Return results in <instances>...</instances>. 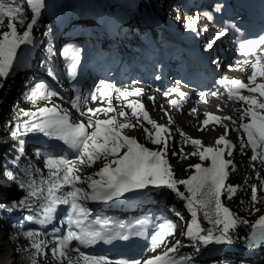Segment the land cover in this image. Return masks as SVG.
Segmentation results:
<instances>
[{
  "label": "snow or ice",
  "instance_id": "6c2138e0",
  "mask_svg": "<svg viewBox=\"0 0 264 264\" xmlns=\"http://www.w3.org/2000/svg\"><path fill=\"white\" fill-rule=\"evenodd\" d=\"M33 13L31 22L27 23V28L20 34L17 30V24H25L24 10L15 6L13 0H0V25L5 18L9 20L7 28L9 31L0 32V78H7L14 69V62L17 59V49L21 45H32L34 43L32 33L34 26L38 22L41 10L45 8L46 0H26ZM223 5L216 4L214 11H220ZM202 15L208 21H214L212 11H204ZM177 19H180L179 13ZM184 28L186 31L194 33L197 37L207 33L208 24L198 28L200 24L199 16H185ZM236 31L239 29L235 24L231 26ZM225 24L217 30L205 44V50L213 49L216 42L223 37L228 31ZM264 35L258 39H244L238 43V52L245 57L242 62L237 61V65L251 67V75L247 77V83L239 78L222 77L216 81V84L224 89L228 100L243 102L246 107H241L235 111L240 113L241 122L235 127L236 120L232 117H218L212 113H205L206 119L202 122L201 130H204L213 123H221L223 120H230L233 127L231 131L240 132L241 130L246 139H239V151L244 154L246 148H250L253 170L256 171V162L264 166ZM259 49V51H257ZM64 57L69 58L72 67L80 63L79 50L69 46L62 53ZM217 67L220 66L219 58L212 61ZM233 70V65L228 66ZM245 70V68H239ZM48 75L54 77L53 69L48 70ZM260 78V82H258ZM0 87H3L0 81ZM118 92L117 99L123 97L125 100L131 96H140L143 90L135 88L133 92L127 90L121 91L115 85L104 80L99 81L88 95H76L71 99V107L76 110L80 116H87V121L81 120L73 122L72 115L69 111L62 109L59 105L38 107L34 111L19 109L16 114L14 129L10 130L13 139L20 135L29 133H40L47 138H54L62 141L68 150L76 153V158H69L67 153H49L45 157V168L47 175L40 173L39 185L32 177L31 173H24L28 176L27 181L20 179V174H13L5 169L4 176L11 179L17 184L19 190H26V195L18 202L12 201L7 211L11 213L18 208L25 210L31 208L33 213L23 217L25 221L35 220L38 225H49L56 219L59 209L63 206L66 211L59 223L71 225L61 233L59 227H54L51 233H46L39 229L26 230L23 234L31 243L30 249L23 251H32L37 256L46 257L45 249H49L57 264H64L67 259L68 264H72V259L68 257V252L74 250L82 259V264H141L140 254L130 256L121 253L119 259H110L107 254L85 253L81 250L89 249L104 244L112 246L117 241H128L131 236H149V233L143 228L137 231L135 229L125 231L124 226L120 225L118 229H113L108 224H101L97 219L94 223L99 227H92V221L89 217L92 209L87 206L86 202H107L114 198L125 197L127 193H133L139 190L149 188L159 189L167 188L174 191L178 196L187 201V206L192 209L191 221L187 224L186 232L183 235L190 239L192 248L196 255L199 254L200 247L207 245H231L239 239L235 236V231L240 225H249V221L240 218L234 214L222 202V195L227 194V198L232 199L239 186L226 185L229 176V168L235 170L236 165L230 158L236 145L229 140V128L227 124L222 126L225 129L224 134L215 139L214 146H200V139H191L190 143L196 147L192 153L185 155L183 148L179 151L170 147L173 139L170 128L152 120L149 113L140 101L130 102L127 107L131 109L132 116H135L137 122L140 121V114L143 120L151 125L152 130L144 128L145 139L156 149H150L144 144L138 143L137 139L124 134L123 130L133 127L128 122H120L118 117L128 119L124 110H120L118 115H110L115 109L111 104V90ZM171 93H177L179 98L170 100L173 107H179L187 99V94L182 92L179 87L166 90L164 95L169 96ZM247 93V94H245ZM204 97L205 93H198ZM210 95H221L219 91H213ZM59 96L46 82L35 83L34 88L25 95V99L35 103L37 99L48 100L51 97ZM89 97L92 101L98 98L101 103L107 99V107L87 108V111H81L82 105L86 104ZM149 99H153L150 97ZM219 109V106H218ZM195 114L196 109L191 110ZM104 114L108 118L100 119L98 114ZM167 115V113H165ZM25 117L26 119H22ZM11 123V121H10ZM171 123V118H169ZM214 130V129H213ZM185 140L184 143H188ZM17 143L21 146L18 151L23 156V145L25 141L19 139ZM123 150V151H122ZM178 158L187 159L189 156H198L201 162L210 161L205 167L202 163L190 165L194 168V173L186 179H176L174 170L169 164L168 153ZM36 155H41V150H36ZM229 158H225V157ZM103 158L105 161L103 167L93 176L79 175L80 165L91 166L97 160ZM39 172V170H37ZM256 177L260 181V190L264 191V179H261L260 172L256 171ZM86 185V187L80 186ZM183 185L185 192L179 190ZM251 201L253 206L258 202V187L256 184L251 185ZM3 207V206H0ZM39 209L42 215L38 218L35 210ZM249 211H260L257 208H251ZM198 212H202L203 219L213 225L212 228L205 230L200 223ZM179 217V213H176ZM250 239L246 242L249 249L264 245V214L250 225ZM176 231V224L171 220H164L150 230L149 245L144 251H154L162 244L167 247V237L173 236ZM206 233V234H205ZM51 235L52 240L39 239L42 236ZM12 238V237H10ZM73 242H76L73 248ZM54 245L52 247H49ZM185 245L181 240H175L171 247H167L162 255H156L153 258L144 261L143 264H194L195 257L192 255H175ZM22 249L17 248L19 253ZM172 254V255H170ZM35 264V261H33Z\"/></svg>",
  "mask_w": 264,
  "mask_h": 264
},
{
  "label": "rangeland",
  "instance_id": "374dc122",
  "mask_svg": "<svg viewBox=\"0 0 264 264\" xmlns=\"http://www.w3.org/2000/svg\"><path fill=\"white\" fill-rule=\"evenodd\" d=\"M21 1L22 0H13V3L15 6L22 7ZM71 1H72V4H75L77 6L82 5L84 2V7L86 4V7H87V9H89V12L91 14V19H93V20H94V14L91 11L97 12V10H100L101 7L105 6L103 3L97 7L89 5L90 3L95 2L97 0H71ZM199 1H202V0H199ZM131 2H132V0H130L128 2V5H130V6H125V7L128 9H129V7L133 8L131 6V5H133V4H131ZM209 2L207 0L204 1L205 4H207ZM172 3H173L172 0H139V8L137 10H135L134 12H136L137 17L143 19L144 17L140 16L142 14V10L145 9L146 7L147 8L152 7L151 11L156 12V13H154V17L152 19H150L153 22L155 20V15H159V16L161 15L160 12H163L165 14V17H168V14H170L173 17L176 14L175 10H170V9L174 8V6L178 7V8L182 7L179 4V2L174 3L173 4L174 6L172 5ZM180 3H182V0H180ZM144 6H146V7H144ZM186 7L188 9L183 7L182 8L183 11L179 12V16L180 15H189V16H199L200 15V13L196 9L193 10L191 4L188 3V5H186ZM139 9L141 11V14L138 11ZM130 10H132V9H130ZM118 16L122 19L124 18V16L122 14H118ZM31 17H32V13H27L26 15L24 14L25 24L23 26H20L19 24H17V30L20 34H22L23 31L26 30L27 23L31 22ZM176 17H177V15H176ZM69 21H70V19L68 20L67 23L71 22V21L70 22ZM94 21H96V20H94ZM8 22H9V20L7 18H5V20L3 21V24L0 25V32L9 31V29L7 28ZM131 22H133L135 24V27L131 29V27H130L131 23H128L127 25H125L126 28L131 29L129 32L130 40L123 42L124 47L121 48V52L125 49L129 50L130 52H132V54L135 57L138 58V61L140 62V57H143L142 53H147V50H148L147 48L149 47V45H148L149 40H148V36L144 37L143 34H142V36H139L138 34H135V31L145 28L146 25L143 24L142 22H140V24H138V22L134 18H131ZM180 22L184 27V23H185L184 18L180 19ZM90 24H92V23H90ZM67 25L69 26V24H67ZM70 25H72V23ZM123 25H124V23H123ZM69 30L70 31L67 33H62V32L56 33L55 42L52 45V47L50 48V50L54 52V57H56L58 55V52H56V49H58V47H60V49H63V47H64V49H65L66 47L71 46L74 49L78 50L79 48H77L76 44L77 43L83 44V41H82L83 39L81 38V36H82L81 32H83V31L80 32L78 30V27H77V29L71 28ZM142 31H144V30H142ZM150 32H151V30L147 31L146 34L148 35V34H150ZM166 32H168V31H166ZM92 35H94V34H92ZM157 36H160V35L158 34ZM32 37H33V33H32ZM76 38H80V40L76 39ZM132 38L136 39V42L134 43V45L136 47L139 45H142L141 49H139L138 51L132 50V44H133ZM33 40H34L33 44H35V43L37 44V40L34 38H33ZM208 40H209V38H208ZM208 40H206V41H208ZM33 44L32 45H21L20 48L17 49V59L14 62V69L10 72V75L7 78H0V81H2V83H3V87H0V108H2L1 100L3 99V96L5 95V90L7 89V87L12 83L21 82L22 81L21 77H23V75L29 76L36 71L35 62L38 59V52H37L38 46L35 48L33 46ZM64 45H66V47ZM84 46H85V43H84ZM90 46L93 47L90 50H93V51L99 50L98 48H96V45H94V41H91ZM42 47L46 48L45 45H43ZM226 51L228 52V54H232V52H233L230 50H226ZM121 52L118 54V57H121V55H123ZM135 52L140 53V54L136 55ZM108 53H111L110 50ZM81 56L85 57L83 55H81ZM46 58L48 59V57H46ZM229 59H231V58H228V56L226 55V57L224 58V61L222 63L221 69H222L223 75L224 74L230 75V73H228L226 70L230 64H232V65L235 64L233 62L231 63L229 61ZM232 59L236 60V57L234 54L232 55ZM240 65H238V68H241V67H239ZM71 66H72V64H71V61L69 60V58L64 57L63 55L60 56L58 63L55 64V63L51 62V65L48 64L46 70L42 74L43 77H40L38 79V82H42V81L46 82V84L50 86L51 90H54L57 93H59V96L51 98L48 102L40 103L36 108L44 107V106L51 107L52 105H59L63 99L65 101H71V99H74L77 94H79L81 96L88 95L89 92L91 90H93V88L96 85H98L99 81H101V80L109 82L115 86L123 85L125 83V80L124 81H117V80H115V79L113 80L111 78L112 77L111 72L113 69L112 68L109 72L106 73L107 78H103V79L100 78L97 81L93 82L92 84L85 83L81 86H78L77 88H75L73 90V88H71L69 85L70 81H69V78L67 76V69H70ZM49 69L54 70L55 76H57L56 78L53 79L52 76L48 75ZM118 69H120V68H117L116 70H118ZM235 69H236V67H235ZM234 73H233L234 75L240 76V75H238L239 73L237 71H234ZM245 74L247 76L251 75L250 70L247 69ZM122 75H123L122 70L120 69V77H123ZM242 76L244 78H246L245 75H242ZM171 77L172 76H170V79H171ZM141 79L142 78L140 77V74L137 73L136 77L134 75H132V78H128V81H129V83H132L133 81L138 83V82H140ZM212 82H215L214 78L212 79ZM212 82L206 84V86H209L210 84H212ZM175 84L178 85L177 82H175ZM136 88L142 89L143 92L145 91L144 90L145 88L142 84H138L136 86ZM152 89H153V92L154 91L155 92L160 91L162 93V95H164V93L166 91V90L158 88L157 86H152ZM113 90H111V93L113 92ZM120 90L121 91L127 90L129 92H133V90H130L128 87L123 88L122 86H120ZM199 91L201 92V89L198 90V93H199ZM185 92H189L187 90V88H186ZM202 92H204V91H202ZM171 94L169 96H167L168 101H166V103L162 104L163 105L162 108L165 110V113H167V115H166L167 117L160 116L159 110H158L159 112H155V113L152 112L153 114L150 112L149 108H151V107H152V109L156 108L155 104H153V102L151 103V99H149L150 97H152V95L150 93L143 96L144 102L141 101V97L133 99L132 96H129L128 97V103L135 102V101H141L142 104L145 103L146 104L145 109L149 113V116L152 120L156 121L159 124L164 123L169 128H170V126H172L171 133H172L173 139L171 141L170 147L173 148L174 150L179 151L181 148H183L184 152L188 151L189 152L188 154L192 153L193 151L196 150V147L190 143V140L193 138L200 139L202 141V145L200 146L201 150L203 149V147L214 146L211 141L213 140L214 136L217 133H220L222 131L225 132V129L222 125L227 124V123H213L216 125L212 126L211 125L212 123L210 121V123L207 127L208 128H210L211 126L212 127H211V132L209 133L210 138L207 139L208 141L200 135L198 136V135L193 134V132H191L188 128L182 127V123H180V125H177V124L176 125H170L171 123H169V118H171V122L175 118L180 121L182 118H185L186 116H191L190 115L192 113L191 110L193 109V107L188 106L187 108L184 109V111H182L176 107H173L172 105L169 106V103H167V102H169L171 100V98L173 97V95L171 96ZM148 95H150V96H148ZM178 98H179V96H178ZM193 98H198L200 101H202L203 99L206 98V96L200 97L197 94ZM99 100L100 99L98 98L96 101H92L91 98L89 97L87 103L84 104L85 106L82 105L81 111L86 112L87 108H89V107L99 108V107H107L108 106L107 103L105 105L100 104ZM186 103H188V101H186ZM111 104H112L113 108L115 109V112L109 113V116L110 115H118L120 110H124L128 119L125 121L124 118L118 117V120L120 122H128L131 125H133V127H131V128L124 129L123 130L124 134L128 135L129 131H132L133 134L138 138V143L144 144L146 147H148L150 149H156L157 148V146L152 145L150 141L145 139L144 128H148L149 130H152V128H151V125L147 124V122L143 120L142 113L140 114V117H141L140 121L137 122L136 117L132 116L131 109L127 107V104L120 102L118 104V108L112 102H111ZM207 107H210V106L207 105ZM217 107H218L217 103H214V102L211 103L210 108L214 109ZM232 107H233V105H231V108ZM241 107H244V105H241ZM36 108H32V109L28 108L27 110L28 111H34ZM66 108H67L66 110L69 111L71 113V115L73 114V112L76 113V115H75L76 118L75 119L72 118L73 122H79L81 120H84L85 122L87 121V116L82 117V116L77 114L75 109H73V108L71 109L70 107H66ZM208 109L206 107L200 109L202 111V114H200L199 121L203 122L206 119L205 118L206 116L204 114H205V112L206 113L208 112L207 111ZM217 114H219V117H230L231 116L230 109H228L226 111L218 110ZM174 115H175V117H174ZM231 117H233V116H231ZM98 118L106 119L108 117L101 113V117L98 116ZM0 120H2V119L0 118ZM247 122H248L247 120L244 121V123H247ZM240 123L241 122L236 121L235 127H238ZM6 125L7 124H1L0 125V170L2 168L7 167L8 163H9V158L6 154V147H7L6 145H7V142L8 143L11 142L12 137H11L10 133L7 131ZM227 125H228V128L230 130V126H229L230 123H228ZM219 129H221L222 131ZM241 137L246 139V136L242 130L240 132H235V131L230 130L227 138L229 140H231L236 145L239 142V139ZM33 139H36V138H33ZM185 140H188L189 142L184 143ZM188 144H190L191 146H188ZM34 147L36 148V150L37 149L41 150L40 158L37 157L38 155H36V154L33 155L32 151H33ZM62 152L67 153V154L68 153L74 154V152H71L68 150L67 146L64 145L62 141H57L54 138H47V137H39L35 141L30 140L27 143V147L23 151L24 155L31 162H33V164L38 165V166H40V164H41L40 160L43 159L45 161V157L49 153L60 154ZM193 157L194 158H192L190 160V162L185 164L184 167H181V166L176 165V162L174 161V159L171 155V151L168 153L167 158L169 160L170 166L174 170V175H175L176 179H178V180L179 179H186L189 176H191L194 173V168H190L189 167L190 165L202 163L203 166L207 167L210 164V161L206 164L201 162L199 160L198 156H193ZM225 158H228V157L226 156ZM100 160L105 162L103 160V158H101ZM91 166H94V168H98L99 164L93 163ZM80 186H82V185H80ZM83 186H85V185H83ZM154 190H156V189H152V188L149 189V191H154ZM25 195H26V193H24V191H22V190H19L17 187V184L14 181H12L11 179H6L3 176L2 172L0 171V206L4 207L3 203L5 200H13V201L18 202ZM128 195H130V196H128ZM128 195L125 197H121V198H114L112 201H107V202H90V201L86 202L87 206L92 209V213L89 217V220L92 221V224H90V226L99 227V225L94 223L97 219L100 221L101 224L106 223V224H108V226L110 228H113V229H118L120 227V225L124 226V230L129 228L131 225H137V226H143L144 225V231L148 232L149 236L147 238L148 243L145 246H143L138 253V254H140L141 264H143L144 261H147L149 258V255H151V254L159 253L160 255H162L165 251H167V247H171L172 244L175 243V240H178V239L181 240L182 244L186 242L185 238H184L185 236L183 235V233L186 232L187 224L191 221L190 215L188 214L187 211H186V214L184 216L180 215L178 218H175L176 231H175L173 236H169L166 238L167 239V247H165V245L162 244L159 248L155 249L154 251H144V249H146L149 245V237L151 234L150 230L154 227L155 224H158L160 222H163L164 220H169V219L163 218L162 216L156 217L161 211H163L165 209L163 208V206L155 208L153 200H149V199H151L150 196L145 198V199H142L146 195V193L141 194V195H133V196H131V194H128ZM258 198H259V200H258L255 208L259 209L260 211H249L248 212L249 216H247L246 219L250 223H255V221L259 218V216L264 214V191L259 192V190H258ZM126 200H128V201H126ZM186 203H187V201H186ZM118 205H119L120 209H116V207H118ZM3 207H0V213H4L7 211V210H4ZM230 210L234 214L239 216L235 210H232V209H230ZM65 211H66L65 207L62 206L59 209L58 213L55 214V215H59L58 216L59 221L64 216ZM176 213H178L177 209L174 213H172L173 216L176 217L177 216ZM198 213L202 214V212H198ZM172 214L171 215L167 214V215L172 216ZM10 215H12L11 221L13 224L16 221H18V219L20 217L22 218V217L26 216L23 213L22 208H18L16 210H13L10 213ZM13 216H14V218H13ZM117 220H118V222L113 223V221H117ZM53 221H55V219ZM59 221H58V224L62 225L61 223H59ZM33 225L37 226V227L41 226V225L36 224L35 221L33 222ZM66 227H73V226L67 225ZM75 244H76V242H73V248L75 247ZM17 246H19V245H17ZM52 246H54V245L50 244L49 247H52ZM81 250L84 251L86 254L90 252V250L84 249L82 246H81ZM15 251H16V248L14 247V245H12V243H10L9 241H6V239L2 236V234L0 232V264H14ZM45 252H48L49 255L47 256L48 259H46L45 261H42V264H53V260L51 258V255H52L51 251L49 249H45ZM92 253H94V252H92ZM97 254H107L110 259L113 256H116L117 259H119V257L122 258L118 254H116V253L113 254L112 252H109V253L103 252V253H97ZM112 254H113V256H112ZM170 255H172V254H170ZM176 256L178 257V255H176ZM68 257L72 259V264H82V259L79 258L78 253L76 251L70 250L68 252ZM230 257L231 256L229 255L228 258H230ZM65 261H68V260L66 259Z\"/></svg>",
  "mask_w": 264,
  "mask_h": 264
},
{
  "label": "trees",
  "instance_id": "16d2710c",
  "mask_svg": "<svg viewBox=\"0 0 264 264\" xmlns=\"http://www.w3.org/2000/svg\"><path fill=\"white\" fill-rule=\"evenodd\" d=\"M22 9L24 10V14L32 13L29 5L26 0L21 1ZM28 5V6H27ZM84 2L82 5L77 6L72 4L71 0H46L45 8L41 10V15L38 18L37 24L33 29V38L37 40V44H33L36 48L38 46V59L37 62L39 64V68L31 75L21 77V82H15L10 84L5 90V95L1 100L0 108V125L7 124V131L10 133V130L14 129L15 123H17L15 117L19 109H23L28 111L27 109L36 108L40 103L48 102V100H40L39 98L35 103L32 101L26 100L25 95L30 93L32 88H34L35 83H38V79L43 77V72L46 70L48 64L52 62V58H54V52L50 50L52 45L55 42L56 33L63 32L69 29H76L81 23L88 22L89 19L88 14H85ZM130 12V11H129ZM133 14L132 12H130ZM33 16V13H32ZM86 16V17H85ZM32 19V17H31ZM70 19V23H67ZM139 20L138 18H135ZM90 22V21H89ZM72 23V25H70ZM69 24V26L67 25ZM183 27V26H182ZM185 28L183 27V32H185ZM187 32H185L186 34ZM114 42V41H112ZM45 45L46 48L42 47ZM49 47V48H48ZM56 52H58L56 50ZM48 57V59L46 58ZM37 64V63H36ZM73 88V86H72ZM22 119H26L22 117ZM11 121V123H10ZM11 135V134H10ZM12 137V136H11ZM39 137H45L40 133H29L27 135H20L16 139L11 140L10 143L7 142L6 154L9 158V163L7 167L2 168L1 172L4 175L5 169L12 172L13 174H20V179L27 181L29 179L28 176L24 175V173H31L32 177L36 179L37 185H39L40 173H43L45 176L47 175V169L45 168V161L40 160V166L33 164L23 153L21 156L18 149L21 147L17 141L19 139H23L25 141L23 145V151L27 147V143L30 140H37ZM36 138V139H33ZM188 146H191L188 144ZM36 148L33 149V154H35ZM188 151L184 152L185 155H188ZM252 153L250 148L245 149V153L242 154L239 151V143L236 144V147L233 151V156L230 157L234 164L236 165L235 170L229 168V176L226 180V185L231 186H239L236 193L233 195L232 199L227 198V194L222 195V202L228 208L235 210L238 213L240 218L246 219L249 216V209L255 208L257 203L253 206L251 201V185L256 184L259 192L260 190V181L256 177V171L260 172L261 179H264V166L259 165L256 162V171L253 170L252 162H250V157ZM69 158L75 159L76 154L69 153ZM40 158V155L37 156ZM177 166L184 167L185 164L190 162L193 156H189L187 159L178 158L172 156ZM38 158V159H39ZM229 158V157H228ZM194 160V159H193ZM209 161H204L203 163H208ZM95 164H99L98 168H94V166L80 165V174L82 177L84 176H93L95 179H99L98 176H94L102 167L104 162L101 160H97ZM39 170V172H37ZM83 186V185H82ZM83 187H86L83 186ZM179 190L185 192L187 195L186 189L183 185L179 186ZM26 193V190H22ZM153 200L155 208L162 207L165 209L161 211L160 215H166L169 220L175 223V218L178 216H173L172 213L178 210V213L182 216L186 214V211L191 217V211L187 206L186 200L178 196L174 191L169 190L167 188H159L154 191H149L142 199L149 197ZM259 200V198H258ZM13 200H5L4 201V210H7L6 206H10ZM23 213L27 216L30 213H33V209L29 208L25 210L22 208ZM172 214V216L167 214ZM35 215L39 218L42 215V212L39 209L35 210ZM179 215V216H180ZM201 226L207 230L213 227L207 220L203 219V214H199ZM12 215L8 211L4 213H0V232L2 236L14 245V247L22 249L19 253L15 251L14 255V264H42V261L48 259L49 253H47L46 257L37 256L32 251H23V249H30L31 243L33 241L29 240L26 236H24V232L30 229H39L46 233H51L52 228L59 227L61 230L66 229L64 225L58 226V224L51 225H41L34 226L33 221H25L23 217L19 218L14 224L11 221ZM14 218V216H13ZM56 219L58 216L56 215ZM252 223L249 222V225H240L235 231V236H238L239 239L236 240L235 243L231 245H207L200 247L199 254L196 255L194 249L192 248L191 241L189 238H185V245L179 253L176 255H192L195 257L194 264H264V245L249 249L246 247V236L250 231ZM206 234V233H205ZM12 237V238H10ZM39 239H47L49 241L52 240L51 235L42 236ZM19 245V246H17ZM231 256L228 258V256ZM53 260V264H57L51 255ZM64 264H68V261H64Z\"/></svg>",
  "mask_w": 264,
  "mask_h": 264
},
{
  "label": "bare ground",
  "instance_id": "6f19581e",
  "mask_svg": "<svg viewBox=\"0 0 264 264\" xmlns=\"http://www.w3.org/2000/svg\"><path fill=\"white\" fill-rule=\"evenodd\" d=\"M124 1L125 0H97L95 2L90 3L89 5L96 6V7L99 6V5H101L102 3L105 5L104 7H101L100 10H97V12L91 11L94 14V20H96V21H94L93 19H91V14H90L89 9H87L86 4H85V7H84L85 11L84 12H85V14H88V17L87 18L89 19L90 22L88 21V22L81 23L78 26V30L80 32L83 31V32H81L82 35H92V34H94V35H92V39L89 40L87 43H85V47L88 50H90V49L93 48V47L90 46L91 41H94V45H96V48H98V49L101 50L102 48L110 47V46L115 45V44L118 45L119 42L121 40H123L124 36L126 34H129V32L127 31L125 35H123V34L121 36L114 35V36L111 37L105 31H103L104 33H102V35H101V32H99L96 29V28L100 27L101 22L103 21V19H105L107 17H112V14L110 13V9H109L110 4L111 3H121V4H124ZM129 1L130 0H126V3H128ZM186 1H187V3L191 4L192 8H196V9H198L201 6L202 7L203 6H206L208 4V3L205 4L203 0H202L203 2H200L199 0H186ZM207 1L209 2L210 0H207ZM217 1H219V0H215V2H217ZM131 4H133L134 10H137L139 8V0H132ZM179 4H180V2H179ZM125 6H127V5L124 4V7ZM151 8L148 7V8H145V9L142 10V14H143V17L145 19H149L150 20V19H152L154 17V13H156V12L151 11ZM126 9L128 11L132 12V10H130L131 9L130 7H129V9L128 8H126ZM119 11L120 10L115 11V15L117 14L118 19L121 20V22H124L125 21L124 18L122 19V18H120L118 16V12ZM138 11L141 14L140 9ZM163 21L165 23H167L168 22V17H165V20H163ZM90 23H92V24H90ZM179 26H180L181 29H183V27H182L183 25L181 24V22L179 23ZM162 29H163L164 32L168 31V33L171 34V37H173V32L172 31L166 30V28H164V27H162ZM177 29L178 28H175V31L178 33V30ZM159 35H161V33ZM102 37H104V39ZM206 40L207 39H204L203 40V43H206L207 42ZM112 41H114V42H112ZM123 42L124 41H122L117 46L118 48L116 46H114L113 48H111L110 49V52L111 53H106L105 55H103L102 59L104 61L103 60H100L101 63H102V65H104V66L109 65L110 68H113L112 71L115 70V69H117V68H120L122 70V74H123L122 76L123 77H120V75L117 74L116 72H115V74H111L112 75L111 78L113 80L114 79L117 80V81H124L125 80V83L123 85L116 86V88L119 89V90H120V86H122L123 88L128 87L130 90H134L138 84H142L144 86V88H145L144 89L145 91L143 92V94L140 95V96H136V95L133 94V95H131L132 98L134 99V98L141 97V101L144 102L143 96H145L146 94H149L150 93L152 95V98H154V100L151 99V103L153 102V104H155V106H156V108H154V109H152V107L151 108L148 107L149 110H150V112L151 113L152 112L155 113V112H159L160 111V116L167 117L165 115V110L162 108L163 107L162 104H164V103H166V101H168L167 100L168 99L167 96L162 95V93L160 91H156V92L154 91L153 92V89H152V86H153L152 85V81L147 78V73L150 71V68L148 66L149 65V62H147L148 64L145 63L146 65H141L140 64L141 61L139 62L138 61V58L135 57L132 54V52H130L127 49H125V50H123L121 52L123 54V55H121V57H118V53H119L120 49L124 47ZM90 51H93V50H90ZM213 51H214V55H216L218 53V47L214 46L213 47ZM230 51H232V50H230ZM139 54L140 53H136V55H139ZM209 55H212L211 54V51H210V54ZM150 56H151V54L149 53V56H147V57H150ZM80 58L81 59H85V57H82L81 55H80ZM159 62H162V61H159ZM235 64H237V62ZM235 64L233 65V70H229V68H227L226 71L228 73H230V75H234L233 74L234 71H237L239 73L238 75H240L238 77H241L247 83V77L248 76L245 74V72H246L247 69L250 70V72H251L250 65L249 66H244V65L241 64L239 67L245 68V70H239V68L235 69ZM209 70H210V67L206 68V73L207 74L209 73ZM143 71H144L145 74H144V77H142V79L140 80L141 83L140 82L137 83L135 81H133V82L131 81L132 83H129L128 78H132V75H134L136 77V74L138 72H143ZM111 73H113V72H111ZM175 74H176V71H173L172 76L174 78H175ZM242 75H245L246 78H244ZM102 77H106V74L105 75H102ZM219 78L220 77H218V79ZM176 82L178 83V86L179 87H181V88L183 87V83H182V80L181 79L176 80ZM258 82H260L259 78H258ZM208 83H210V82L206 80L205 81V84H208ZM171 88H173L172 85L169 88V90ZM183 89H184V87H183ZM198 90H199V87L196 88L195 94L192 95L190 101H188V103H186L184 101L182 103V105H181L182 106V108H181L182 111H184V109L187 108L188 106H191V107L195 108L196 109L195 114L191 113L190 114L191 116H186L185 118H182L180 121L175 118L171 122L170 125H176V124L177 125H180V123H182V127L188 128L191 132H193V134L198 135V136L200 135L203 138H205L206 140L209 139L210 138L209 137V133L211 132V127L212 126H215L216 124H213V122H211L212 123L211 124L212 126L210 128L207 127L204 130H201L202 122L199 121V118H200V114H202V111L200 110L201 108H205L206 107L207 109L209 108L207 110L208 112H210V111L216 112L214 109L210 108L211 107V103H213V102L214 103L220 102L221 104H227V103L232 104L233 107L230 108L231 116H233L232 118H234L236 121L241 122V120L239 119L240 113L237 112V111H235V110L241 108V105H244V107H246L247 106L246 104H243V102H237L235 100L229 101L228 100V97L226 96V94L224 92V89L222 87L218 86L216 84V82L215 83L213 82L209 86H206V90H204V89L202 90V91L205 92V96H206V98H205L206 101L205 102L200 101L198 98H193L194 96H196V94H198ZM213 91H219L221 93V95H218V96L210 95V93L213 92ZM117 96H118V92L116 93V91L113 90V92L111 93V102L117 108H118V104L120 102L121 103H124V104H127L128 103V98L126 100L123 97L117 99ZM148 96H150V95H148ZM174 96H178V94L177 93H173V97ZM99 102H100V104L105 105L107 103V99L105 100L104 103H101L100 100H99ZM167 103H169V102H167ZM207 105L210 106V107H207ZM98 116L101 117V114H98ZM215 116H218V115L215 114ZM222 122L227 123V124L230 123V125H229L230 126V130L233 127L232 122L230 120L229 121L226 120V121H222ZM171 128H172V126H170V130H171ZM219 130H221V129H219ZM221 134H224V132L222 131L220 133H217L214 136L213 140L211 141L213 143V145L215 144V139L218 138V136L221 135ZM128 135L136 138L137 141H138V138L133 134L132 131H129ZM136 192H138V191H136ZM133 195H136V194H131V196H133ZM125 196H127V195H125ZM128 196H130V195H128ZM126 201H128V200H126ZM145 237H147V236H145ZM116 249H114V250H116ZM118 251H125V250H118ZM115 253L118 254V255H120V252H115ZM156 255H160V254L159 253L151 254V255H149L148 260L151 259V258H153ZM111 259L115 260V259H117V257L116 256H113Z\"/></svg>",
  "mask_w": 264,
  "mask_h": 264
},
{
  "label": "water",
  "instance_id": "95a60500",
  "mask_svg": "<svg viewBox=\"0 0 264 264\" xmlns=\"http://www.w3.org/2000/svg\"><path fill=\"white\" fill-rule=\"evenodd\" d=\"M149 189H150V188H149ZM149 189H146V190H139L138 192L127 193V194H125V195H128V194L141 195V194L147 193V192L149 191ZM251 230H252V229H251ZM251 230L247 233L246 240L250 239V233H251Z\"/></svg>",
  "mask_w": 264,
  "mask_h": 264
}]
</instances>
